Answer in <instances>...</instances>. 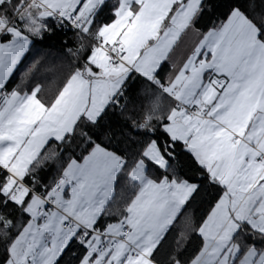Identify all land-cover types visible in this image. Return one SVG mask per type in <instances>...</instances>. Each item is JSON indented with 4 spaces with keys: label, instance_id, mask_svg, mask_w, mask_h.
Instances as JSON below:
<instances>
[{
    "label": "snow or ice",
    "instance_id": "snow-or-ice-1",
    "mask_svg": "<svg viewBox=\"0 0 264 264\" xmlns=\"http://www.w3.org/2000/svg\"><path fill=\"white\" fill-rule=\"evenodd\" d=\"M0 264H264V0H0Z\"/></svg>",
    "mask_w": 264,
    "mask_h": 264
},
{
    "label": "trees",
    "instance_id": "trees-1",
    "mask_svg": "<svg viewBox=\"0 0 264 264\" xmlns=\"http://www.w3.org/2000/svg\"><path fill=\"white\" fill-rule=\"evenodd\" d=\"M199 211V210H198Z\"/></svg>",
    "mask_w": 264,
    "mask_h": 264
}]
</instances>
